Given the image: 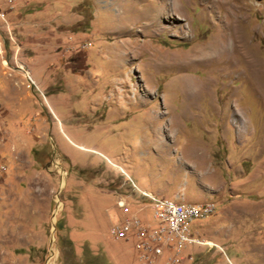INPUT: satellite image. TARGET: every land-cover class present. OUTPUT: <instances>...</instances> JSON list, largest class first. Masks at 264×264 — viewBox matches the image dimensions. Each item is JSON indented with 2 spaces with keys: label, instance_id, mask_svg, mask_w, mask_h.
Wrapping results in <instances>:
<instances>
[{
  "label": "rangeland",
  "instance_id": "374dc122",
  "mask_svg": "<svg viewBox=\"0 0 264 264\" xmlns=\"http://www.w3.org/2000/svg\"><path fill=\"white\" fill-rule=\"evenodd\" d=\"M0 12V264H140L110 234L138 190L216 204L179 264H264V0Z\"/></svg>",
  "mask_w": 264,
  "mask_h": 264
},
{
  "label": "built area",
  "instance_id": "2783aa9c",
  "mask_svg": "<svg viewBox=\"0 0 264 264\" xmlns=\"http://www.w3.org/2000/svg\"><path fill=\"white\" fill-rule=\"evenodd\" d=\"M12 3V0H8ZM5 14L0 12V18ZM25 78L34 84L29 72ZM133 189L138 188L132 184ZM141 192L143 198L150 199L148 205L132 210V205L123 195L115 200V216L112 219L110 234L116 241L129 243L136 252L140 264H179L181 260H192L191 255L184 256L188 245H202L191 226L213 215L216 204L213 201L202 203L185 202L181 197H155ZM150 209L151 214H142ZM119 211V212H118ZM141 213V215H140ZM151 220V221H149Z\"/></svg>",
  "mask_w": 264,
  "mask_h": 264
},
{
  "label": "crops",
  "instance_id": "0c3cea01",
  "mask_svg": "<svg viewBox=\"0 0 264 264\" xmlns=\"http://www.w3.org/2000/svg\"><path fill=\"white\" fill-rule=\"evenodd\" d=\"M83 62V61H82ZM145 94V93H144ZM147 94V93H146ZM105 118H103V120H104ZM150 118H148V120H149ZM151 119H152V124L153 123H155V120H156V111L154 110L153 112H152V114H151ZM60 120V119H59ZM102 120V121H103ZM121 121V118H117V119H114V120H107V121H103L102 123H104V124H111V125H116V124H118L119 122ZM169 121H170V119L169 118H164V120H163V123H162V125H160V127H166L165 125H168L169 124ZM165 129V128H164ZM117 166H119V165H117ZM153 193V192H152ZM179 193H177V194H172V197L171 198H174V197H181L180 195H178ZM168 198V197H167ZM182 198V197H181ZM184 200V199H183ZM119 264H120V262H119Z\"/></svg>",
  "mask_w": 264,
  "mask_h": 264
},
{
  "label": "bare ground",
  "instance_id": "6f19581e",
  "mask_svg": "<svg viewBox=\"0 0 264 264\" xmlns=\"http://www.w3.org/2000/svg\"><path fill=\"white\" fill-rule=\"evenodd\" d=\"M59 210H60V207H59Z\"/></svg>",
  "mask_w": 264,
  "mask_h": 264
},
{
  "label": "trees",
  "instance_id": "16d2710c",
  "mask_svg": "<svg viewBox=\"0 0 264 264\" xmlns=\"http://www.w3.org/2000/svg\"><path fill=\"white\" fill-rule=\"evenodd\" d=\"M56 228H57V226H56Z\"/></svg>",
  "mask_w": 264,
  "mask_h": 264
}]
</instances>
